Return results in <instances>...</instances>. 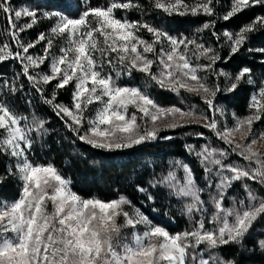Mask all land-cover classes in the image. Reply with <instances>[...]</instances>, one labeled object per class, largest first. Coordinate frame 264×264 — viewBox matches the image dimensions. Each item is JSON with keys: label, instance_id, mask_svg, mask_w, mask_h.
Returning a JSON list of instances; mask_svg holds the SVG:
<instances>
[{"label": "snow or ice", "instance_id": "snow-or-ice-1", "mask_svg": "<svg viewBox=\"0 0 264 264\" xmlns=\"http://www.w3.org/2000/svg\"><path fill=\"white\" fill-rule=\"evenodd\" d=\"M88 3L89 0H83L84 10L73 18L65 11L41 13L26 6L16 9L11 0H0V15L8 22L6 35L17 49L14 52L7 41L0 44V62L18 61L22 75L40 93L42 102L62 120L67 117L71 123L65 120V126L93 148L109 152L131 149L159 139V133L166 128L199 124L202 120V126L245 164L225 163L230 155L228 150L208 144L201 145L199 150L185 145L203 171L205 187L197 184L191 167L182 161H174L166 173L154 175L149 187L164 189L170 198L183 201L182 214L192 224L191 229L173 234L154 224L126 196L110 201L83 198L71 189L70 180L53 164L33 163L28 155L34 143L33 134L37 139L43 138L47 122L35 113L31 118L17 114L6 99H0V154L14 161V168L10 164L7 175L20 182L19 197L0 204V264H238L218 250L229 245L243 248L254 225L264 218V196L250 184H242L243 198L228 196L236 182L253 181L264 187V151L255 147L258 139L264 141V132L257 136L253 130L256 122L264 120V80L250 97L249 115L238 118L233 114L234 126L221 129L217 115L223 117L225 109L216 103L217 94L233 92L244 83L254 85L250 68H242L234 77L223 70L216 72L214 66L224 58L195 36L173 37L147 21L129 20L126 15L116 17L117 10L143 13L139 0H109L107 6L97 7ZM148 3L153 11L169 17H216L205 21L196 34L211 29L218 43L223 37L229 59L244 48L252 34L264 31V15L255 16L235 32L215 31L218 19L227 22L250 8L264 6V0H231L222 16L216 12L218 0ZM73 7L72 0H64V9ZM21 18H27V22L18 24ZM41 19H55V23L47 33L41 32L36 40L25 44L20 34ZM143 31L152 39H144L140 35ZM57 40L64 42L59 55L52 52ZM41 42H45L44 54L31 55L29 50ZM255 51L264 53V48ZM202 60L208 62L201 63ZM46 62L48 72L40 71ZM202 71L224 77V89L219 83L210 86L199 75ZM134 72L143 74L146 83L154 82L177 95L183 90L200 96L212 116L193 108H164L143 89L119 83L122 76L130 77ZM18 78L3 81L0 91L6 89L15 96ZM53 82L51 96H45L46 86ZM69 86H73L71 107L56 102L58 92ZM93 105L95 115L88 117L86 113ZM129 108L135 111L129 114ZM169 118L172 123H159ZM237 132L241 134V143L235 142ZM137 191L148 201H154L148 188L137 185ZM205 191L214 209L210 218L205 215L206 202L202 199ZM228 199L231 204L226 207ZM196 214L199 219H194ZM129 228L131 242L125 234ZM258 247L264 251V240L258 242Z\"/></svg>", "mask_w": 264, "mask_h": 264}, {"label": "trees", "instance_id": "trees-1", "mask_svg": "<svg viewBox=\"0 0 264 264\" xmlns=\"http://www.w3.org/2000/svg\"><path fill=\"white\" fill-rule=\"evenodd\" d=\"M108 2L109 0H89L88 6H107ZM139 2L144 7L143 13L132 10L125 13L126 16L130 20H144L161 28V25L156 23L158 15L153 13L148 0H139ZM188 2L191 3L192 0H188ZM11 3L16 9L26 6L39 11L42 9L47 11L60 10L65 11L68 15H73L70 10L63 8L64 0H11ZM230 4L231 0H218L217 14L222 16L228 10ZM122 12L124 11L117 10L116 15L120 16ZM257 15H264V6L250 8L227 22L218 19L215 31L222 33L227 29L235 32ZM159 16L164 24L162 29L173 37H190L188 36L189 32L196 26L203 25L209 19H216V17L203 15L183 17L174 15L169 17L162 12H159ZM54 21L55 19H41L32 29L21 33L20 39L25 44L36 40L41 32L47 33ZM26 22L27 18H21L18 24L22 25ZM7 28V20L3 15H0V44L7 41L15 52L17 50L16 45L6 35ZM211 31V29L207 30L209 41L212 47L217 49L220 56L224 58L217 63L216 67L236 74L244 67H248L251 72H254L260 66H264V61H262L264 54L255 51L258 45H264V31L252 34L244 48L230 59L228 58V47L223 44V37L218 43L216 38L212 36ZM44 43L37 44L35 48L29 50V53L43 55ZM220 43L223 44L221 47ZM249 49H252V51H249ZM41 66L46 67L47 72L48 62ZM17 76L19 78L16 80V87L19 90L16 95L9 94L5 89L0 91V99H6L17 114L31 118L32 114L35 113L47 122V133L43 138L37 139L33 134L34 143L28 153L33 163L53 164L64 178L70 180L71 189L83 198H98L102 201H110L124 195L133 205L140 208L154 224L166 228L170 233L191 229L192 224L188 217L182 214L183 201L170 198L164 189L150 188L149 181L154 175L159 176L166 173L174 161H182L191 167L199 186L205 187L203 171L195 156L186 151L185 145H194L197 150L205 144L213 148L225 149L223 143L211 136L201 124H190L185 127L164 129L159 133V139L131 149L111 152L96 149L80 141L65 126V120H68L67 117L62 120L49 105L42 102L40 93L36 92L28 83L26 77L22 75L21 64L18 61L8 59L0 62V84L5 80L11 82ZM54 83L46 86L45 96H51ZM72 91L73 86L61 89L57 94L56 102L71 107ZM249 92L250 85L244 83L235 91L221 95L222 103L227 104L235 114L241 115L245 113ZM156 94L160 95L161 98L165 97V93L162 91H158ZM169 94L172 96L175 105L185 106V104L193 101L190 94L181 97L175 95V93ZM217 96L219 97V94ZM68 122L71 123L70 120ZM197 133H202V136H197ZM207 136H210V141L206 139ZM165 137H170V139H165ZM229 158L230 161H238V158L234 155L229 156ZM10 164L14 168V162L9 157L0 154V178H2L0 179V200L18 197L19 181L14 176L7 175ZM137 185L148 188L149 192L155 197L154 201H148L144 194L138 192ZM253 189L260 190L258 185H254ZM260 240H264V218H261L254 225L245 240L243 248L229 245L219 249L218 252L222 253L225 258L235 259L238 264H264V251L258 247Z\"/></svg>", "mask_w": 264, "mask_h": 264}, {"label": "rangeland", "instance_id": "rangeland-1", "mask_svg": "<svg viewBox=\"0 0 264 264\" xmlns=\"http://www.w3.org/2000/svg\"><path fill=\"white\" fill-rule=\"evenodd\" d=\"M102 1H104V0H102ZM72 2H73L74 7L70 10V13H72L73 15H69V16L75 18V17H78V15H79V13L81 11L84 10L83 0H72ZM44 11H47V10L42 9L40 12L42 13ZM50 11H54V10H50ZM55 11H60V10H55ZM153 13H155L156 15H158L156 17V23L158 25H161V28H163L164 27V24H163V22H161V18H159L160 17L159 16V12L158 11H153ZM115 15H116V13H115ZM125 15H126L125 12H122L120 16H117L116 15V17L117 18H123ZM54 23H55V21H54ZM201 26H196L193 30H191L189 32V35H188L190 37H188V38H193L195 36L196 39H198V40L202 41L203 43H205L206 45L212 47V44L209 41V34L207 33V30L204 31V32H202V33L196 34V29L199 28V27H201ZM140 35L144 39H146V40H151L152 39V37L146 31L141 32ZM63 43L64 42L62 40H57L55 42V45H54L53 49H52V52L55 53V54H57V55H59L60 54L59 53V49H60V47L62 46ZM222 45L223 44L220 43V47ZM44 46H45V43H44ZM259 48H264V45L263 46L258 45L257 46V49H259ZM31 55L37 56V55H39V53L37 55H34V54H31ZM149 55H151V54H149ZM262 61H264V59ZM207 62H208L207 60H202L201 61V63H207ZM218 62H220V61H217V63ZM217 63L214 66L215 67V71L216 72H220L223 69L220 68V67H216L217 66ZM39 70L40 71H43V72H46V67L44 68L43 66H41V68ZM153 70L155 71V69H153ZM47 72H48V66H47ZM224 72H227V71H224ZM227 73H229V72H227ZM112 74H113V76L115 75V73H112ZM230 74H232V73H230ZM251 74H252V77H253V79L255 81V84L254 85H250V92H249V97H248V101H247V107L245 108L246 110H244L245 113H243L241 115L235 114L231 109H229V107L227 106V104L222 103L221 95H223L226 92L225 91H221L220 93H218L219 94V97L218 96L216 97V103L219 106H221V107H223L225 109V115L223 117H220L219 115H217V120L219 122V125H220L221 129H223L225 126H227L228 128H232L234 126V124H235L236 121L234 119L233 114H235V116L238 117V118H243V117L249 115L248 105H249L250 97L252 96V94L254 92L257 91L258 87L260 86V82L262 80H264V66H260L256 71L251 72ZM199 75H201L202 77H204L205 80L207 81V83L210 86L219 83V85H221L220 86L221 89H224V87H225V79H224V77L217 78L216 76L212 75L210 72H203V71L200 72ZM232 76L234 77L235 74H232ZM119 83L121 85H129V86L139 87V88L143 89L144 91H146L150 95V97L158 105H160V106H162L164 108H168V107H172V106L179 107V108L184 109V110H188L189 108H193V109L197 110L198 112H203L208 117H211L212 116L211 111L207 109V105L203 102V100L201 99L200 96L190 94L191 95L190 98L192 99V97H193V101H191V103L185 104V106H179L177 104L175 105V103L173 102L172 96H170V94H169V93H174V92L168 91L166 89H161L154 82H148V83H146V78L141 73L134 72L130 77L129 76H122L120 78V80H119ZM158 91H162L163 93H165L164 94L165 97L161 98L160 95L156 94V92H158ZM188 94L189 93L181 90L179 96L180 97L182 95L183 96H188ZM175 95H177V94L175 93ZM90 108H91V110L86 113V115L88 117H92V116L95 115V105L90 106ZM133 111H135L134 108H129V114H131ZM172 122L173 121L171 120V118H169V119L164 120V121H161L159 123L161 125H163L165 123H172ZM177 122H181V121H177ZM183 122L186 123V121H183ZM203 123H205V122L201 120L199 124L203 125ZM86 127H87V125L85 124V128ZM204 128L208 131L209 134H211V136H214L218 141H220L221 143H223V141L219 140L213 132L209 131L206 127H204ZM166 129H170V128H166ZM253 130L257 134V136L259 135V133L264 132V120H261V121L256 122L253 125ZM206 139L208 141H210V136H207ZM234 139H235V142L236 143H241L242 142V140H241V134L239 132L234 133ZM223 145L225 147L224 150H228L230 152V155L229 156L234 155L236 158H238L237 159L238 161L234 162L232 160L230 161L229 160L230 158L228 156V158L226 159L225 163H228V164L237 163V164H241V165L245 164V162L242 160L241 157H239V156H237L235 154H231V150H230V148H229L228 145H226L224 143H223ZM255 147L258 148V149H260L261 151H264V141L258 139L257 140V144L255 145ZM193 174H194V172H193ZM243 183L250 184V186L252 188H253L254 185H256V186L258 185L259 188H260V190L259 191L258 190H255V189L254 190L259 195L264 196V187H261L259 184L255 183L253 181H242V182H236V183H234V185L232 186V188L228 192V196L229 197H236V198H243L244 195H245V193L243 191V187H242V184ZM19 195H20V182H19V186H18V197H19ZM17 198L0 200V204L4 203L5 201H7V202L10 203V202L16 200ZM202 199L206 202L205 203V208L207 209V211H206L205 215H206V217L210 218L211 215H212V212L214 211V209H213L211 203L209 202V195H208L207 191H205L204 193H202ZM230 204H231V200L230 199H228V200L225 201V206L226 207L230 206ZM130 210L131 209H129V211ZM194 219H199V214H196L194 216ZM122 222H123V219L121 218V223ZM206 227H211V225L210 224H206ZM131 231L132 230L130 228L125 230V234L127 235L129 242H131ZM140 231L141 232L143 231V228L142 227L140 228ZM173 234H175V233H173Z\"/></svg>", "mask_w": 264, "mask_h": 264}]
</instances>
